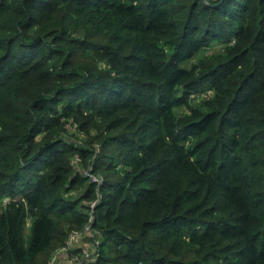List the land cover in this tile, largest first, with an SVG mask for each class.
Masks as SVG:
<instances>
[{"label":"trees","instance_id":"obj_1","mask_svg":"<svg viewBox=\"0 0 264 264\" xmlns=\"http://www.w3.org/2000/svg\"><path fill=\"white\" fill-rule=\"evenodd\" d=\"M74 232L80 264H264V0H0V264Z\"/></svg>","mask_w":264,"mask_h":264},{"label":"built area","instance_id":"obj_2","mask_svg":"<svg viewBox=\"0 0 264 264\" xmlns=\"http://www.w3.org/2000/svg\"><path fill=\"white\" fill-rule=\"evenodd\" d=\"M211 94V91L208 90L204 93L201 94V98H207L209 95ZM90 225H88L86 227V229L89 228ZM80 233L78 232H74L72 234H70L66 240L64 241L63 245H61L58 249H56L53 254L52 257L49 260L48 264H58L59 260L61 259H65V258H69L68 254H69V250H70V245L75 244L76 242L79 244V246L77 247V249L81 246L80 244ZM85 255H87V253H85ZM69 264H80L79 259H68Z\"/></svg>","mask_w":264,"mask_h":264},{"label":"rangeland","instance_id":"obj_3","mask_svg":"<svg viewBox=\"0 0 264 264\" xmlns=\"http://www.w3.org/2000/svg\"><path fill=\"white\" fill-rule=\"evenodd\" d=\"M79 236H80V240L82 241V238L86 236V234H80ZM78 246L79 244L77 242L75 244L70 245V250H69L70 252L68 254L69 258H65V259L63 258V260L65 261L64 264H69L68 259L72 260L79 258V255L76 253V251H78L77 249Z\"/></svg>","mask_w":264,"mask_h":264},{"label":"crops","instance_id":"obj_4","mask_svg":"<svg viewBox=\"0 0 264 264\" xmlns=\"http://www.w3.org/2000/svg\"><path fill=\"white\" fill-rule=\"evenodd\" d=\"M65 261L63 259L59 260L58 264H64Z\"/></svg>","mask_w":264,"mask_h":264},{"label":"water","instance_id":"obj_5","mask_svg":"<svg viewBox=\"0 0 264 264\" xmlns=\"http://www.w3.org/2000/svg\"><path fill=\"white\" fill-rule=\"evenodd\" d=\"M97 179H98V181H100V182H101V178H99V177H98Z\"/></svg>","mask_w":264,"mask_h":264}]
</instances>
